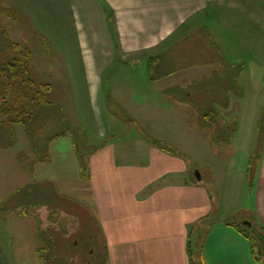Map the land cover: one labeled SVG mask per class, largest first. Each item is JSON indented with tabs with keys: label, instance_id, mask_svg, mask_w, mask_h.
<instances>
[{
	"label": "crops",
	"instance_id": "crops-1",
	"mask_svg": "<svg viewBox=\"0 0 264 264\" xmlns=\"http://www.w3.org/2000/svg\"><path fill=\"white\" fill-rule=\"evenodd\" d=\"M54 1L59 12L64 15L65 11V16L72 19L78 47L85 52V81L93 104L88 114L89 125L80 127L85 133L81 140L85 168L71 131L49 141L47 162L37 161L22 126L2 123L0 113V126H5L0 138L6 141L0 149V175L3 171L0 178L5 179L0 184L17 179V188L32 182H50L56 187L57 195L61 196L60 204L52 208L50 204L40 203L37 207L43 206L49 211L48 226L61 229V233L58 232L61 244L69 240L65 238L69 233L79 228L84 230L79 234L81 237L72 240L78 250L81 243H87L84 246L87 252L69 255V261L77 260V264H96L88 259L95 249L103 250V264H264L257 253L259 248L264 249V149L252 186L250 166L246 170L248 195L241 207L250 211V219H247L250 222L246 219L226 223L211 221L216 200L202 173L198 171L192 178L191 167L181 154L154 145L150 141L153 136L134 133L135 138L131 139L130 131L115 134L121 133L120 126L124 128L126 123L110 122V101L105 99L104 86V77L117 60L134 63L136 57L148 54L154 64V75H149V79L134 76L129 95L121 93L118 97L133 99L129 103L140 110L138 119L153 124L160 134L154 139L172 145L164 126L163 133L157 130L154 116L149 119L142 116L144 107L151 105L152 111L162 113L171 110L169 101L164 98L178 86L182 92L179 99L198 94L205 99H224V102H216V107L229 106L233 80L239 85L244 73L242 68L237 69L240 67L237 60L219 55L224 67L220 64L211 77H193L183 89L181 80L174 77L178 69L204 67L209 61H215L219 50L210 47L216 54L207 56L204 38H182L181 33L192 23L198 24L195 30L201 26L197 19L213 12L225 26H237L236 20L241 17L243 28L249 31L257 28L264 34V0ZM17 3L20 11L29 13L31 10L27 0H17ZM63 32L60 28V33ZM186 42L189 44L180 46ZM193 42L195 44L191 45ZM262 51L264 71V42ZM216 76L221 79L217 81ZM208 106L213 107L206 103ZM53 108V105H45L40 109V124L46 123L52 112L58 113ZM263 110L264 102L261 114ZM116 112L120 117L121 112ZM128 126L126 129H130V124ZM257 129L259 131V121ZM17 132L21 135L20 142ZM20 151L28 158L23 162L25 165L18 160ZM31 162L33 167L28 171L25 166ZM68 209L70 212L66 211ZM53 210L59 213L57 217L53 216ZM6 212L15 224L13 229H17L0 236V264H53L40 257L42 242L36 239L38 220L31 215L21 217L15 210ZM61 216L72 220L68 227L60 221ZM95 227L98 234L92 236ZM196 240L201 242L197 248L193 246Z\"/></svg>",
	"mask_w": 264,
	"mask_h": 264
},
{
	"label": "rangeland",
	"instance_id": "rangeland-1",
	"mask_svg": "<svg viewBox=\"0 0 264 264\" xmlns=\"http://www.w3.org/2000/svg\"><path fill=\"white\" fill-rule=\"evenodd\" d=\"M27 2L32 15L29 14V10V13L20 11L21 7L17 0H0V6L16 7L21 15L19 20H15L0 12V47H5L10 41H14L22 48L30 49L33 56L31 62L32 77L38 84L51 86L45 96L47 100L52 102L53 110L60 111L64 121L74 128H80L84 124L89 125L88 114L93 104L92 99L88 96L85 81L83 62L85 52L78 47L72 19L65 16L67 13L64 10V15L59 12L54 0H27ZM236 21L237 26L232 28L225 26L222 20L212 12L206 17L197 19L196 22L201 26L195 30L194 28L198 26L196 23L185 28L184 33H181L182 38L192 37L193 39L194 37L195 40L204 38L207 44L205 45L208 47L207 56L216 54L210 47L218 48L219 54L216 55L215 61H209L204 67L190 70L188 67L183 70L178 69L174 76L176 80H181V87L184 89L193 77L204 75L211 77L218 70L220 64L224 67L222 59L218 57L219 55L221 58H232L240 63L239 69L242 68L244 73L240 76L238 83L243 89V94H239L237 90L233 89L231 90V104L229 106H217V118L221 125H227L231 121L238 122L239 129L230 141L215 142L211 130L213 127L208 126L205 122L202 124L199 122L202 115L210 110L209 106L206 107V103H210V101L204 97L201 98L198 94H194L188 99L183 97L179 99L182 94L179 86L166 93V98H164L169 101L168 106L172 107L171 110H163V113L152 111L151 105H149V107H144L143 112L146 114L141 113L142 116H148V119L150 116H154L152 118L154 123L158 125V131H164L162 130L164 126L165 134L172 140L170 142H173V147L179 151L174 153H180L183 160L189 163L192 178L196 177L197 171L202 173L207 188L213 192L216 200L214 215L209 220L218 223L250 219L248 216L250 211L241 207L248 195L249 185L246 170L250 166L251 176L255 180L256 170L264 149L263 140V146L259 145L260 134L257 129L264 102V71L261 66L264 34L259 33L257 28L251 31L247 30L248 28H243L244 19L241 17L237 18ZM60 28L64 29L63 34L60 33ZM5 31L7 36L4 34ZM43 38L48 39L50 49L43 42ZM186 44L189 43L186 42L180 46L185 47ZM194 44L193 42L191 45ZM136 58L134 63H123L117 60L111 65L109 72L104 77L105 99L107 102L110 101L108 117L112 124L116 120L126 123L124 128L120 126L121 133H115L117 135H121L124 131H130L129 137H132L131 139L135 138L133 137L134 133H143L155 138L160 134L154 130L153 124L144 123L138 119L141 116L140 110L138 111L134 108L135 106L133 107V104L129 103V100L133 99L125 96L118 97L121 93H128L127 96L129 95L134 76L149 79V75L155 73L154 64H152L148 54L143 55L142 58ZM215 79L218 81L221 78L216 76ZM216 86L214 85V87ZM1 103L2 99L0 98V106ZM116 111L121 112L119 113L121 118L116 115ZM129 124L130 129H126L129 128ZM19 125L22 126L25 138L28 139L25 127L22 124H18L17 127ZM2 129H5V126L1 125L0 131ZM20 136L17 132L19 142L21 141ZM5 142L0 138V149ZM20 153L21 151L18 153V160L22 162L19 157ZM0 154H2L1 150ZM2 180L5 179L0 178V181ZM2 184H0V236L17 229H13L15 224L7 217L4 203L10 195L21 188L16 187L17 179L9 184L3 181ZM217 208L219 209L218 213ZM66 211L70 212L69 209ZM66 211L64 212L67 213ZM35 212L41 219L42 228L51 231L62 243V237L59 234L61 229L48 226L49 211L43 209V206L40 208L36 206ZM59 219L65 226L72 221L69 216H61ZM83 231L82 228H79L78 231L74 230L65 238L69 239L68 242H72V240L81 237L79 234L84 233ZM97 232L95 227L93 233ZM199 240L195 241L194 247L199 246ZM257 253L264 260L262 247ZM63 258L66 256L59 254L56 260Z\"/></svg>",
	"mask_w": 264,
	"mask_h": 264
},
{
	"label": "trees",
	"instance_id": "trees-1",
	"mask_svg": "<svg viewBox=\"0 0 264 264\" xmlns=\"http://www.w3.org/2000/svg\"><path fill=\"white\" fill-rule=\"evenodd\" d=\"M0 12L15 20H19L21 16L17 9L11 7L0 6ZM4 34L5 36L8 35L6 31ZM43 42L50 49L48 39L43 38ZM32 58L33 56L30 49L22 48L14 41H10L5 47H0V98L2 99L0 109L3 117L2 123L10 126L22 124L26 129L32 153L35 155L37 161L42 162H47L49 160V141L52 138L63 135L66 131H71L78 145L80 160L85 168L86 157L81 144V140L85 136V133L82 128H74L68 125L61 116L60 111H58V113L52 112V115L46 120V123H39L38 115L40 109L45 105L53 104L49 102L45 96V93L50 90V85L38 84L32 77ZM237 69L239 70L238 66ZM211 80V82H214L213 79ZM233 89L237 90L239 94H243V89L237 85L236 79L233 80ZM207 100L214 106L202 115L199 122L201 124L205 122L208 126L213 127L211 130L215 142L230 141L231 137L238 129V122L231 121L229 124L227 123V125H221L217 118L218 111L215 104L218 101L224 102V99L211 97ZM259 134V145L262 147L264 141V110L259 120ZM150 141L168 152H178L175 147L161 140L152 138ZM19 157L22 162H27L28 158L23 153H21ZM32 167L33 162L26 165L28 171H31ZM251 171V168H249L248 173L250 174V185L252 186L253 177L251 176ZM57 194L56 187L50 182H32L10 195L4 203V207L6 211H18L21 217L31 215L38 220L36 239L42 242V247L39 249L42 260L53 264H77V260L76 262L75 260H72V262L69 261V255L75 254L76 252L80 253V251L87 252L84 248L85 245L87 246V243H81L79 245V250L72 242L66 241V243L61 244L51 231L42 228L41 219L35 212V207L40 203L50 204L52 208L58 206L61 196ZM52 212L54 217H57L59 214L55 210ZM93 234L92 232L90 235L93 236ZM95 234H98V232ZM58 254L66 256V258L56 260ZM79 257L82 258V256ZM88 259L94 261L96 264H103L105 254L103 250L100 249L98 251L95 249L91 251V255Z\"/></svg>",
	"mask_w": 264,
	"mask_h": 264
},
{
	"label": "water",
	"instance_id": "water-1",
	"mask_svg": "<svg viewBox=\"0 0 264 264\" xmlns=\"http://www.w3.org/2000/svg\"><path fill=\"white\" fill-rule=\"evenodd\" d=\"M198 172V171H197ZM199 175V174H198ZM262 242H263V246H264V239H262Z\"/></svg>",
	"mask_w": 264,
	"mask_h": 264
},
{
	"label": "flooded vegetation",
	"instance_id": "flooded-vegetation-1",
	"mask_svg": "<svg viewBox=\"0 0 264 264\" xmlns=\"http://www.w3.org/2000/svg\"><path fill=\"white\" fill-rule=\"evenodd\" d=\"M264 239V238H263Z\"/></svg>",
	"mask_w": 264,
	"mask_h": 264
}]
</instances>
